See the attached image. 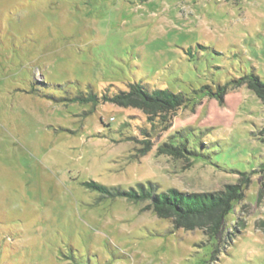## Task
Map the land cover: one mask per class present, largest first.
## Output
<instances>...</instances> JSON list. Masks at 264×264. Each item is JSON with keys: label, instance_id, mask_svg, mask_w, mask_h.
Instances as JSON below:
<instances>
[{"label": "rangeland", "instance_id": "374dc122", "mask_svg": "<svg viewBox=\"0 0 264 264\" xmlns=\"http://www.w3.org/2000/svg\"><path fill=\"white\" fill-rule=\"evenodd\" d=\"M248 75L264 81V0H0V264H264V105L234 83ZM133 83L187 104L160 130L71 101ZM170 139L190 154L159 155ZM90 182L241 197L216 240Z\"/></svg>", "mask_w": 264, "mask_h": 264}, {"label": "trees", "instance_id": "16d2710c", "mask_svg": "<svg viewBox=\"0 0 264 264\" xmlns=\"http://www.w3.org/2000/svg\"><path fill=\"white\" fill-rule=\"evenodd\" d=\"M236 87L246 85L264 105V81L254 75L244 76L234 82ZM224 87L218 88L216 97H222ZM211 95V94H210ZM79 103H111L122 108H132L142 112L146 122L153 129L163 130L176 113L187 104L186 96L182 93H173L167 89L150 91L145 85L139 83L129 84L126 91H119L110 96L101 97L88 94L86 98L71 100ZM264 136V128H263ZM146 138L149 133L142 130ZM144 148L142 155L151 150L150 141H142ZM159 155H166L173 159H183L190 154L184 145L174 146L171 139L158 147ZM264 173V163L261 166ZM86 186L103 195L120 197L133 203L148 202L145 210H150L159 219L170 220L174 229L185 231L199 230L209 239L219 240L225 230V218L233 207V203L241 197L239 185H226L224 189L216 192L184 193L175 189L158 192L151 183L147 186L138 184L129 190L108 189L98 183H86ZM231 240L230 236H227Z\"/></svg>", "mask_w": 264, "mask_h": 264}]
</instances>
